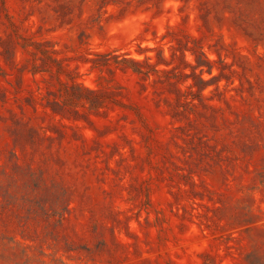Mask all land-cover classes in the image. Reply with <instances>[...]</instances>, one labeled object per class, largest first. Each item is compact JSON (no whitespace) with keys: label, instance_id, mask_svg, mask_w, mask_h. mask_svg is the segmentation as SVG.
I'll return each instance as SVG.
<instances>
[{"label":"rangeland","instance_id":"rangeland-1","mask_svg":"<svg viewBox=\"0 0 264 264\" xmlns=\"http://www.w3.org/2000/svg\"><path fill=\"white\" fill-rule=\"evenodd\" d=\"M0 264H264V0H0Z\"/></svg>","mask_w":264,"mask_h":264},{"label":"clouds","instance_id":"clouds-1","mask_svg":"<svg viewBox=\"0 0 264 264\" xmlns=\"http://www.w3.org/2000/svg\"><path fill=\"white\" fill-rule=\"evenodd\" d=\"M172 5H170V7H171ZM110 11V10H109ZM151 45H145V47H150ZM135 59H137V60H141V59H143V57H140V56H137V57H135Z\"/></svg>","mask_w":264,"mask_h":264},{"label":"trees","instance_id":"trees-1","mask_svg":"<svg viewBox=\"0 0 264 264\" xmlns=\"http://www.w3.org/2000/svg\"><path fill=\"white\" fill-rule=\"evenodd\" d=\"M208 64L209 65H212V62L208 61ZM200 67H201V65L198 63V65L196 66V68H200Z\"/></svg>","mask_w":264,"mask_h":264}]
</instances>
